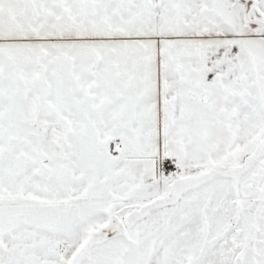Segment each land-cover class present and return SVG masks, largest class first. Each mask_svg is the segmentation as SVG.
I'll list each match as a JSON object with an SVG mask.
<instances>
[{"label": "snow or ice", "instance_id": "6c2138e0", "mask_svg": "<svg viewBox=\"0 0 264 264\" xmlns=\"http://www.w3.org/2000/svg\"><path fill=\"white\" fill-rule=\"evenodd\" d=\"M0 264H264V0H0Z\"/></svg>", "mask_w": 264, "mask_h": 264}]
</instances>
